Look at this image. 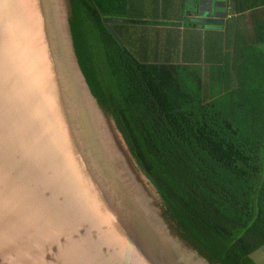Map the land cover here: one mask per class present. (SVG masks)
<instances>
[{
  "label": "water",
  "instance_id": "1",
  "mask_svg": "<svg viewBox=\"0 0 264 264\" xmlns=\"http://www.w3.org/2000/svg\"><path fill=\"white\" fill-rule=\"evenodd\" d=\"M0 264H240L139 170L72 0H0Z\"/></svg>",
  "mask_w": 264,
  "mask_h": 264
},
{
  "label": "trees",
  "instance_id": "2",
  "mask_svg": "<svg viewBox=\"0 0 264 264\" xmlns=\"http://www.w3.org/2000/svg\"><path fill=\"white\" fill-rule=\"evenodd\" d=\"M72 2L98 79L141 173L225 255L256 264L252 256L264 248L262 23L253 22L254 36L244 43L213 39L216 51L230 45L232 53L220 68L221 60L213 61L204 81L188 59L177 63L153 55L148 60L131 52L130 29L152 23L130 14V0ZM231 2L235 13L254 6Z\"/></svg>",
  "mask_w": 264,
  "mask_h": 264
},
{
  "label": "crops",
  "instance_id": "3",
  "mask_svg": "<svg viewBox=\"0 0 264 264\" xmlns=\"http://www.w3.org/2000/svg\"><path fill=\"white\" fill-rule=\"evenodd\" d=\"M185 0H130V14L139 17L147 23L132 27L138 31V37L155 40L152 43L136 42L130 46L134 54L146 55L148 60L153 55L160 61L180 63L181 59H188V64L199 68L204 81H208V71L213 67V61H220L218 67L228 64L232 53L230 45L221 46L220 51L212 48V40L229 37L231 41L244 43L252 39L253 22L260 21L264 30V0H240L239 3L252 8L242 12H234L231 0L227 1V15L230 17L227 25L220 27H198V22L189 21L187 10L184 9ZM134 6V7H133ZM187 23L194 26L188 27ZM130 29V30H131ZM185 35L184 39L183 36ZM168 39V43L165 42ZM200 42V43H199Z\"/></svg>",
  "mask_w": 264,
  "mask_h": 264
},
{
  "label": "rangeland",
  "instance_id": "4",
  "mask_svg": "<svg viewBox=\"0 0 264 264\" xmlns=\"http://www.w3.org/2000/svg\"><path fill=\"white\" fill-rule=\"evenodd\" d=\"M215 27H217V26H214V28ZM139 32H140L139 28H138V31H136L135 29H131L129 39L132 42L131 43L132 45H134L137 42V38H138ZM184 37H185V35L183 36L182 39H184ZM165 42L168 43V39H165ZM252 258L254 259V262L256 264H264V248L259 250V251H257L256 253H254Z\"/></svg>",
  "mask_w": 264,
  "mask_h": 264
},
{
  "label": "flooded vegetation",
  "instance_id": "5",
  "mask_svg": "<svg viewBox=\"0 0 264 264\" xmlns=\"http://www.w3.org/2000/svg\"><path fill=\"white\" fill-rule=\"evenodd\" d=\"M184 6H185V5H184ZM187 13H188V16H189V21H191V22H192V21H195V20H193V19H195V17L191 16V11H190V10H187ZM227 13H228V12H227ZM226 17L229 18L227 14H226ZM196 19H197V17H196ZM226 21H227V20H226ZM192 23H193V22H192ZM226 23H227V22H226ZM226 23H225V24H226ZM202 26H207V25H204V24H203ZM208 27H209V26H208Z\"/></svg>",
  "mask_w": 264,
  "mask_h": 264
},
{
  "label": "built area",
  "instance_id": "6",
  "mask_svg": "<svg viewBox=\"0 0 264 264\" xmlns=\"http://www.w3.org/2000/svg\"><path fill=\"white\" fill-rule=\"evenodd\" d=\"M229 17V16H228Z\"/></svg>",
  "mask_w": 264,
  "mask_h": 264
}]
</instances>
